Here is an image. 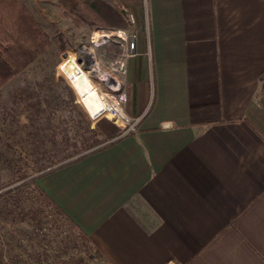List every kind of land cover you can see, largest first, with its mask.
Here are the masks:
<instances>
[{
    "label": "crops",
    "instance_id": "0c3cea01",
    "mask_svg": "<svg viewBox=\"0 0 264 264\" xmlns=\"http://www.w3.org/2000/svg\"><path fill=\"white\" fill-rule=\"evenodd\" d=\"M108 1L136 53L124 74L117 38L88 54L138 130L39 184L102 264H264V0Z\"/></svg>",
    "mask_w": 264,
    "mask_h": 264
},
{
    "label": "trees",
    "instance_id": "16d2710c",
    "mask_svg": "<svg viewBox=\"0 0 264 264\" xmlns=\"http://www.w3.org/2000/svg\"><path fill=\"white\" fill-rule=\"evenodd\" d=\"M62 14L76 28L132 26L130 17L108 0H74L62 6ZM52 46L51 34L25 0H0V97L19 77L38 76L27 84L34 91L37 118L49 125L46 137L51 146H45L46 152L55 155L45 164L36 162L33 172L20 169L14 179L0 183V264H86L79 251L82 244L91 250L83 251L95 260L94 264L106 259L90 236L39 184V179L89 151L111 144L123 130L107 118L92 126L83 110V118L76 120L71 110L70 123L58 125L57 108L70 102L56 89L62 82L67 84L66 90L72 87L63 74L57 75L58 60L51 62ZM70 47L61 35L53 50L59 55ZM61 68L72 83L83 75L78 66L64 64ZM260 82L263 91L264 71Z\"/></svg>",
    "mask_w": 264,
    "mask_h": 264
},
{
    "label": "rangeland",
    "instance_id": "374dc122",
    "mask_svg": "<svg viewBox=\"0 0 264 264\" xmlns=\"http://www.w3.org/2000/svg\"><path fill=\"white\" fill-rule=\"evenodd\" d=\"M73 1L25 0L37 19L52 36L53 59L51 62L55 63L58 60L57 75L63 74L72 87V90H66L67 84L62 82L56 89V92H60L70 102L67 106L62 104L57 108L55 114L59 117L58 125L65 127L70 123L71 110L75 112L76 120L83 118L81 113L83 110L85 116L91 120L92 126H95L97 121L107 117L95 118L102 107L94 87L95 85H103L100 76L107 75L92 69L94 64L91 55L88 54L92 46L90 34L96 28H76L62 14V6L71 5ZM61 35L71 47L57 55L53 49H55L56 41ZM64 64L78 66L81 69L83 75L79 77L76 83H72L68 75L62 70L61 66ZM36 77L38 76L19 77L10 91L5 90L0 97V183L14 179L20 169H28L33 172L36 162L45 164L50 159H55V155L52 156L53 154L46 152L47 148L45 147L46 145L51 146L46 137L49 133L47 127L49 125L44 119L37 118L36 108L33 106L36 103L34 91L27 84L28 81ZM37 133L39 134L37 135ZM69 150L72 151V148ZM87 248L82 244L79 251L85 256L86 264H94L95 260L86 253L91 252Z\"/></svg>",
    "mask_w": 264,
    "mask_h": 264
},
{
    "label": "built area",
    "instance_id": "2783aa9c",
    "mask_svg": "<svg viewBox=\"0 0 264 264\" xmlns=\"http://www.w3.org/2000/svg\"><path fill=\"white\" fill-rule=\"evenodd\" d=\"M131 22H135L134 15L130 16ZM90 41L93 46H99L109 42L110 40L118 39L122 44V50L115 52V58L118 61L117 71L121 74L125 73V65L123 58L132 56L136 53V33H131L126 29H105L96 28L90 34ZM96 72H102L107 76H100L103 85L106 87L103 89V85H95L94 89L99 94L102 102V108L96 114L95 118L107 117L122 128L121 136L138 130L141 117H132L125 111V104L127 101V95L124 90L123 81L113 76L110 72L100 68L96 59H92Z\"/></svg>",
    "mask_w": 264,
    "mask_h": 264
},
{
    "label": "water",
    "instance_id": "95a60500",
    "mask_svg": "<svg viewBox=\"0 0 264 264\" xmlns=\"http://www.w3.org/2000/svg\"><path fill=\"white\" fill-rule=\"evenodd\" d=\"M64 55L66 56V53ZM168 126H171V123L166 122L163 124V127H168ZM171 264H174V263H171Z\"/></svg>",
    "mask_w": 264,
    "mask_h": 264
},
{
    "label": "bare ground",
    "instance_id": "6f19581e",
    "mask_svg": "<svg viewBox=\"0 0 264 264\" xmlns=\"http://www.w3.org/2000/svg\"><path fill=\"white\" fill-rule=\"evenodd\" d=\"M96 93H97V91H96ZM97 94H98V93H97ZM97 96H98V99H99L100 104H101V107H102V102H101V100H100L99 94H98Z\"/></svg>",
    "mask_w": 264,
    "mask_h": 264
}]
</instances>
